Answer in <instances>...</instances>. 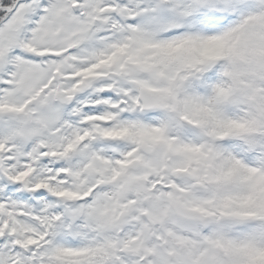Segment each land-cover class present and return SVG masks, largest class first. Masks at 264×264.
Wrapping results in <instances>:
<instances>
[{
    "label": "snow or ice",
    "instance_id": "snow-or-ice-1",
    "mask_svg": "<svg viewBox=\"0 0 264 264\" xmlns=\"http://www.w3.org/2000/svg\"><path fill=\"white\" fill-rule=\"evenodd\" d=\"M0 264H264V0H0Z\"/></svg>",
    "mask_w": 264,
    "mask_h": 264
}]
</instances>
